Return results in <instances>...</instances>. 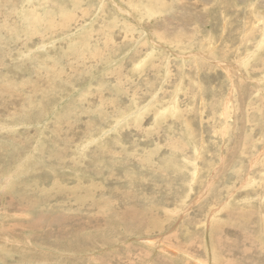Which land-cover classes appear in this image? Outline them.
<instances>
[{"label":"rangeland","instance_id":"1","mask_svg":"<svg viewBox=\"0 0 264 264\" xmlns=\"http://www.w3.org/2000/svg\"><path fill=\"white\" fill-rule=\"evenodd\" d=\"M0 264H264V0H0Z\"/></svg>","mask_w":264,"mask_h":264},{"label":"bare ground","instance_id":"2","mask_svg":"<svg viewBox=\"0 0 264 264\" xmlns=\"http://www.w3.org/2000/svg\"><path fill=\"white\" fill-rule=\"evenodd\" d=\"M48 1V0H47ZM152 1H154V0H152ZM45 2H46V0H45ZM158 2V1H157ZM47 4V3H46ZM50 4V3H49ZM73 4V3H72ZM153 4V3H152ZM58 5V4H57ZM75 6H77V5H75ZM254 7H256V5L254 6ZM147 8V7H146ZM149 8H151V7H149ZM253 9V8H252ZM258 9V8H257ZM159 14V13H158ZM70 15H71V13H70ZM73 15V14H72ZM256 15V17H260V16H257V14H255ZM39 17V16H38ZM69 18H70V16H69ZM73 18H75L74 16H73ZM256 19V18H255ZM118 23V22H117ZM260 23H261V21H260ZM11 26V25H10ZM31 28L33 29V30H35V31H37L38 29H37V26H36V24L35 23H32V25H31ZM249 36V35H248ZM175 39V38H174ZM109 41V40H108ZM110 42V41H109ZM112 42V41H111ZM105 44V43H104ZM113 44V43H112ZM105 48V47H104ZM107 48V47H106ZM114 48V47H113ZM113 50V49H112ZM107 51V50H106ZM114 51V50H113ZM150 55V54H149ZM142 60H144V59H142ZM141 60V61H142ZM145 61V60H144ZM136 65V64H135ZM146 65V64H145ZM122 68V67H121ZM141 68V67H140ZM138 69V68H137ZM170 69V68H169ZM121 71V70H120ZM135 71V70H134ZM142 71V70H141ZM118 72H119V70H118ZM136 72V71H135ZM138 72V71H137ZM140 72V71H139ZM119 75V74H118ZM180 94V93H179ZM194 177V176H193ZM252 184V183H251ZM233 240V239H232ZM249 240V239H248ZM227 243V242H226ZM228 245V244H227Z\"/></svg>","mask_w":264,"mask_h":264}]
</instances>
